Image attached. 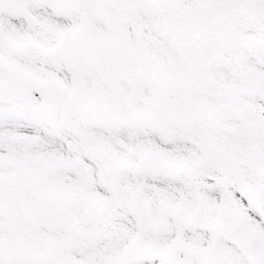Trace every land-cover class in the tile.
<instances>
[{
	"label": "snow or ice",
	"instance_id": "obj_1",
	"mask_svg": "<svg viewBox=\"0 0 264 264\" xmlns=\"http://www.w3.org/2000/svg\"><path fill=\"white\" fill-rule=\"evenodd\" d=\"M0 264H264V0H0Z\"/></svg>",
	"mask_w": 264,
	"mask_h": 264
}]
</instances>
